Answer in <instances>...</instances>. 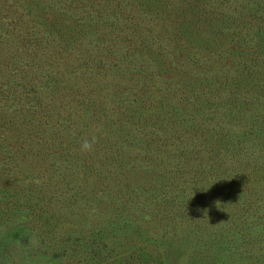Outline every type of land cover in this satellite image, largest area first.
<instances>
[{"label":"trees","instance_id":"trees-1","mask_svg":"<svg viewBox=\"0 0 264 264\" xmlns=\"http://www.w3.org/2000/svg\"><path fill=\"white\" fill-rule=\"evenodd\" d=\"M263 188L264 0H0V264H264Z\"/></svg>","mask_w":264,"mask_h":264},{"label":"rangeland","instance_id":"rangeland-1","mask_svg":"<svg viewBox=\"0 0 264 264\" xmlns=\"http://www.w3.org/2000/svg\"><path fill=\"white\" fill-rule=\"evenodd\" d=\"M48 128H50V126L48 127ZM52 142H50L49 143V145H52L51 144ZM236 165L238 166V167H242L243 169H241L239 172H240V174L241 173H243L244 171H245V169L244 168H248L249 170H247L248 172H252V169L253 168H249V166H247L244 162H243V159L242 158H240V157H237L236 158ZM249 176H251L252 175V173L251 174H248ZM243 183V182H242ZM242 187H244L243 186V184L241 185ZM264 189V188H263ZM262 193H260V195H261ZM257 198H259L260 199V204L261 203H263L264 202V200H263V198L264 197H262V195H261V197L258 195L257 196ZM262 199V200H261ZM237 213H238V209H237ZM122 259H123V257H122ZM43 264V263H42ZM47 264V263H46ZM50 264H67L66 263V260H59V261H55V262H52V263H50Z\"/></svg>","mask_w":264,"mask_h":264},{"label":"clouds","instance_id":"clouds-1","mask_svg":"<svg viewBox=\"0 0 264 264\" xmlns=\"http://www.w3.org/2000/svg\"><path fill=\"white\" fill-rule=\"evenodd\" d=\"M95 143V139L93 138L91 142L85 139L81 145L82 150L88 151L91 150L92 145Z\"/></svg>","mask_w":264,"mask_h":264}]
</instances>
